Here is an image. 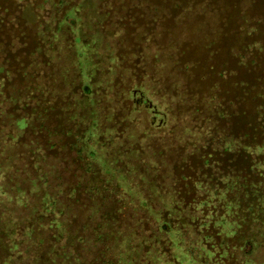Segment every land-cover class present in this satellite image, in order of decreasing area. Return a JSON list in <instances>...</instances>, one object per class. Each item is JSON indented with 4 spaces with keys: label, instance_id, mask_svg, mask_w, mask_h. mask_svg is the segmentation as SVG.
<instances>
[{
    "label": "rangeland",
    "instance_id": "374dc122",
    "mask_svg": "<svg viewBox=\"0 0 264 264\" xmlns=\"http://www.w3.org/2000/svg\"><path fill=\"white\" fill-rule=\"evenodd\" d=\"M0 62L3 86L40 103L35 117H0L32 121L0 175V194H20L12 212L30 263L68 264L22 224H49L32 209L47 198L74 258L106 264L105 246L173 248L174 208L195 187L210 215L217 196L264 191V0H0ZM225 225L230 262L264 264L255 223Z\"/></svg>",
    "mask_w": 264,
    "mask_h": 264
},
{
    "label": "trees",
    "instance_id": "16d2710c",
    "mask_svg": "<svg viewBox=\"0 0 264 264\" xmlns=\"http://www.w3.org/2000/svg\"><path fill=\"white\" fill-rule=\"evenodd\" d=\"M79 7H74L70 9V16L74 15V12L78 11ZM81 9V6L80 8ZM72 14V15H71ZM7 51V50H6ZM83 61V60H82ZM1 63V62H0ZM83 69V68H82ZM4 72V68L0 65V74ZM9 72V71H8ZM7 71L5 74L8 73ZM79 74H83V70L79 68ZM4 77L0 76V117L10 111L17 112L20 109L29 108L31 110L32 117H35L38 114V108H40V103L37 97H27L24 100V94L17 91H9L6 89L2 83ZM41 82L39 79L33 80V86H40ZM34 91V90H33ZM11 109V110H9ZM9 110V111H8ZM27 114L17 118L16 128L13 124H8V127H4L0 122V175L4 171L3 161L1 160L3 156L7 155L8 150L13 148L16 145V139L19 136L21 128H32V121L28 119ZM30 154V152H29ZM203 163L206 164V161L203 160ZM7 163L5 164V166ZM255 167V166H254ZM264 171V165H260L257 168V171ZM192 184H198V180L194 179ZM157 188V187H155ZM253 188L257 191L255 199H249L248 196H244L242 200L230 199L229 195H224L225 199L222 200L217 196V201L220 203V208L222 211H215L214 215L208 213V209L212 203L211 199L208 197L206 192L197 193V189L201 187H195L191 191V194L188 195L190 200L186 206H177L175 207L176 217L175 220L178 222V228L172 233H170L172 245L173 242L175 246L173 248H159L157 247L158 239L143 238L140 242L147 247L148 249L143 250L139 246H130V245H120L116 248H105L102 250L103 257L106 258L107 253L112 252L114 258L110 261L106 260V264H233L230 262L232 255V246H229L224 242V235L226 233V220H231L237 225V234L245 231V225L248 227L249 222H254L259 233L264 238V216L261 214L264 212V191L262 186L253 185ZM187 197V198H188ZM181 197L178 195L174 202L179 204ZM15 200L12 197H6L0 194V264H35L27 261V252L24 247V242L20 238L18 226L15 221V216L12 212V208L20 203L21 197L20 194L15 196ZM45 205L41 204V207H33L37 215L47 218L49 224L41 223L35 219L37 229L34 226L29 225L31 222L22 219V224L29 232V238H39L46 243H49L53 247L54 254L59 258L63 259L68 264H83V260L74 258V247L73 236L68 238L69 235H65L64 226L62 224V216L56 213L52 209V205L48 207L49 198L46 199ZM51 202H53L51 200ZM26 206V205H25ZM236 207V213L234 211ZM165 209V206H163ZM56 213V214H55ZM174 213V212H173ZM235 213V214H234ZM50 214L54 216L51 217ZM247 214L248 218L244 223H241ZM210 218V221L207 226V218ZM211 229L216 233L212 240L210 234L209 238L203 236L199 232L200 230ZM191 230L192 234L188 232ZM179 232V233H177ZM167 233V232H165ZM187 234L188 239H184L182 236ZM71 236V233H68ZM236 234V235H237ZM34 239V240H35ZM69 239V240H68ZM67 240L70 242L67 244ZM157 246H148L149 243H155ZM209 242V244H208ZM212 242V243H211ZM237 254V251L235 252ZM1 256H4V259H1ZM74 258V259H73ZM60 259V262H61ZM41 263L36 264H46V262L39 261ZM48 264V263H47ZM236 264H248L247 260L238 261Z\"/></svg>",
    "mask_w": 264,
    "mask_h": 264
}]
</instances>
